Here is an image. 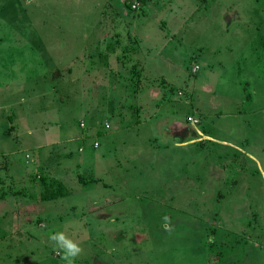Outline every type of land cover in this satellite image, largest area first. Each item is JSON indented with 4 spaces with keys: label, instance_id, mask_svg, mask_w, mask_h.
<instances>
[{
    "label": "rangeland",
    "instance_id": "rangeland-1",
    "mask_svg": "<svg viewBox=\"0 0 264 264\" xmlns=\"http://www.w3.org/2000/svg\"><path fill=\"white\" fill-rule=\"evenodd\" d=\"M0 127V192L68 190L0 264H264V0H0Z\"/></svg>",
    "mask_w": 264,
    "mask_h": 264
},
{
    "label": "crops",
    "instance_id": "crops-1",
    "mask_svg": "<svg viewBox=\"0 0 264 264\" xmlns=\"http://www.w3.org/2000/svg\"><path fill=\"white\" fill-rule=\"evenodd\" d=\"M8 128H10L9 129L10 131L12 130V127H8ZM3 130H4V128L0 127L1 133L3 132ZM91 146H93V144L90 145V147ZM97 147H98V145H97ZM161 153H162V151L158 152V154H161ZM16 174H17V171H16ZM17 177L21 178L20 175H18V174H17ZM53 178L60 180L64 184V181L60 177H53ZM39 182H40L39 186H36L34 184H31V183H27V185L26 184L24 185V187H26L27 190L19 191V192H15L10 187L4 186L5 189H3L2 192H0V213L1 212L4 213V212L8 211V209L5 208L6 206H9V208L12 210V208H14V206L17 208H19V207L25 208V207L37 206V204H44V205L45 204H54V201L56 202V200L58 198L51 199L53 201L50 203L44 202V201H48V200H38L37 198H36L37 201L30 200V199H32L31 197L33 195L38 196L39 192L42 190L41 189V180ZM31 187H32V191H31ZM29 193L32 196H30ZM11 204H12V208H11ZM2 205H4V207H1Z\"/></svg>",
    "mask_w": 264,
    "mask_h": 264
},
{
    "label": "clouds",
    "instance_id": "clouds-1",
    "mask_svg": "<svg viewBox=\"0 0 264 264\" xmlns=\"http://www.w3.org/2000/svg\"><path fill=\"white\" fill-rule=\"evenodd\" d=\"M161 219V227L165 232L171 234L174 231L171 217L165 215ZM49 239L54 242L56 249L61 253V259L65 264H74L75 259L83 251L79 244L69 239L64 232H55L50 235Z\"/></svg>",
    "mask_w": 264,
    "mask_h": 264
},
{
    "label": "trees",
    "instance_id": "trees-1",
    "mask_svg": "<svg viewBox=\"0 0 264 264\" xmlns=\"http://www.w3.org/2000/svg\"><path fill=\"white\" fill-rule=\"evenodd\" d=\"M140 2L143 3L144 0H140ZM128 6H130V4ZM78 179L80 180L79 177ZM41 184L43 186V189L39 192L37 196L38 200L56 199L68 193V190L65 185L58 179L51 178L49 181L41 179Z\"/></svg>",
    "mask_w": 264,
    "mask_h": 264
},
{
    "label": "built area",
    "instance_id": "built-area-1",
    "mask_svg": "<svg viewBox=\"0 0 264 264\" xmlns=\"http://www.w3.org/2000/svg\"><path fill=\"white\" fill-rule=\"evenodd\" d=\"M97 145V143L96 142H94V146H96Z\"/></svg>",
    "mask_w": 264,
    "mask_h": 264
}]
</instances>
